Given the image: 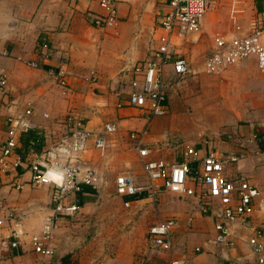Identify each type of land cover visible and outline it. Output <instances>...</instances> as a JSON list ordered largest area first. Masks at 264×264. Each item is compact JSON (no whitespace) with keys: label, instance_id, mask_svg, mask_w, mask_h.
<instances>
[{"label":"crops","instance_id":"crops-1","mask_svg":"<svg viewBox=\"0 0 264 264\" xmlns=\"http://www.w3.org/2000/svg\"><path fill=\"white\" fill-rule=\"evenodd\" d=\"M165 1L117 0L113 28L95 24L102 15L99 0L0 3V71L7 78L5 92L0 95V142L6 138V118L23 117L28 129L38 131L43 142L36 152L18 144L17 153L24 161L40 163L47 151L68 142V114L81 119L94 137L104 136L105 123L117 126L116 133L105 136L107 147L102 154L92 137L83 151L60 157L80 171H92L97 183L67 200L66 204L74 203L78 209L70 215L59 214L48 242L50 256L33 252L30 238L41 233L54 213L52 186H32L25 166L17 168L19 181L13 175L0 177V219H6L0 226V264H164L169 258H181L185 264H225L233 259L255 264L245 243H239L234 251L214 243L212 220L201 214L199 207L193 214L200 223L194 233L184 234L190 232L184 228L190 216L170 217L181 224L173 234L172 250L151 248L148 227L140 223L128 226L138 213L143 215L149 209L145 203L151 201L146 195L116 193L115 178L122 172L131 171L137 183L145 182L142 159L129 139L131 132L143 129L148 159L178 162L187 145L204 155L206 141L220 152H244L245 157L230 165L226 174L243 175L259 188L264 186V76L254 58L221 75L206 71L215 37H243L257 24H264V0H208L209 8L200 20L201 32L187 35L178 47L191 73L176 80L169 66L165 70L168 107L169 91L176 86L184 92V103L197 102L196 118L182 114L188 125L181 118V127L172 128L171 121L173 131L164 128L175 114L172 107L167 119L162 116L148 121L140 110L128 105L126 95L132 67L148 58L158 43L157 16ZM26 62H34L37 68ZM57 71L65 76V88L55 82L53 73ZM28 107L31 114L24 117ZM18 182L21 189L14 188ZM111 206H121L123 211ZM9 215L20 218L16 227ZM118 221L122 225H114ZM193 222L191 229L195 228ZM12 230L17 239L6 237ZM13 241L17 242L14 247Z\"/></svg>","mask_w":264,"mask_h":264},{"label":"built area","instance_id":"built-area-1","mask_svg":"<svg viewBox=\"0 0 264 264\" xmlns=\"http://www.w3.org/2000/svg\"><path fill=\"white\" fill-rule=\"evenodd\" d=\"M88 1V0H73ZM117 0H99L102 11L95 24L113 28L117 24ZM209 8L208 0H166L163 11L157 16L161 30L158 43L149 52V57L137 62L131 69L132 78L127 85V103L141 111L144 118L150 121L154 117L166 116L167 105L166 67H170L173 77L181 80L190 73V66L179 52V44L189 34L201 32L200 20ZM214 47L206 63L209 74L221 75L237 63L254 58L258 71L264 76V24L257 26L246 36L213 40ZM5 55V54H3ZM30 68H37L34 62L25 63ZM58 86L66 87L63 73H53ZM6 75L0 71V95L5 92ZM31 114L28 107L23 116ZM6 138L0 142V177L13 175L19 181L17 168L25 166L29 171V183L32 186L50 184L52 186L53 215L48 217L39 235L30 238L33 252L41 256H50L52 251L48 242L56 227L60 215H70L77 211L74 203L67 200L81 191V186L94 187L97 178L90 170L80 171L60 161V157L71 155L85 149L93 133L88 130L81 119L68 114L65 125L68 128L69 140L53 151L45 153L42 162H27L17 153L18 136L28 130L23 117H8ZM117 131L114 123L103 124V135L94 137V145L101 154L107 147L105 136ZM146 130L131 132L129 139L134 142V149L141 160V171L145 182L139 184L131 171L120 173L115 178L116 193L119 196L146 198L156 203L161 192H167L178 198H191L199 205L204 216L212 220L214 243L228 251L237 249L239 243H245L255 264H264V186L259 188L243 175L230 177L226 170L230 165L245 157L244 152H220L209 147L202 155L194 146H184L181 160L165 162L148 159L150 151L144 147L143 139ZM31 145L33 143H30ZM18 182L14 188L21 189ZM129 205L128 202L125 203ZM16 227L20 221L17 215L8 216ZM5 218L0 219V226ZM192 217H188L185 229L192 227ZM181 227L179 220L168 218L148 226L146 237L151 248L170 252L173 248V234ZM7 238H16L12 230ZM16 241L11 246H16ZM164 264H185L181 258H169ZM225 264H241L240 259L227 261Z\"/></svg>","mask_w":264,"mask_h":264},{"label":"rangeland","instance_id":"rangeland-1","mask_svg":"<svg viewBox=\"0 0 264 264\" xmlns=\"http://www.w3.org/2000/svg\"><path fill=\"white\" fill-rule=\"evenodd\" d=\"M2 2H4V0H0V3ZM176 88L177 86L175 88L173 87L172 89H176ZM172 89L169 91V95H171V97L169 98L171 104L169 106L168 113H170V107H172L171 109L175 111V114L173 115L172 113L173 116L172 119L170 115H167L168 117H170V119L166 121V124L164 125L165 130L167 129L171 130V124H170L171 121H172V128H176V127L180 128L181 127L180 125L183 123L182 121L179 123L181 118H183L185 123L188 125V121L183 117L182 114H184L185 116H190L192 118H196L195 114H198L196 113V109H195L197 106V102L196 103L193 102L192 99L190 103L189 101L187 103H184V99H183L184 92H182L178 88L176 92L172 91ZM175 109H179V111ZM164 118H166V116H164ZM174 130L177 131V129ZM145 204L149 206V209L146 208V212L143 215L138 213L137 216L139 217L134 218V220L131 223H128V226H135L136 224L140 223V225L143 226L145 225V227L147 228L148 225H150L151 223L157 222L161 219H167L174 216H179L182 219H185L186 216H190L193 217L192 220L194 221L193 224H195V228L191 229L192 228L191 227L190 230H188L190 232H185L184 234L185 235L192 234L194 233V230L196 231V229L199 228L200 223H198L196 218L194 220V215H193L194 213L197 214L199 212L198 206L195 205L194 200L191 198H178L167 192L164 193L161 192L159 199L156 203L149 202V204L148 203ZM110 208L112 210H118L119 213L123 211L121 210L122 209L121 206H111ZM113 221L117 222L116 220ZM114 225H122V224H120V222L118 221V223ZM244 259L245 257L241 258V260ZM223 260H225V258Z\"/></svg>","mask_w":264,"mask_h":264},{"label":"trees","instance_id":"trees-1","mask_svg":"<svg viewBox=\"0 0 264 264\" xmlns=\"http://www.w3.org/2000/svg\"><path fill=\"white\" fill-rule=\"evenodd\" d=\"M42 142H43V139H42L41 134L38 131L33 130V129H28L25 132H21L18 136V144H20L22 149L26 151L29 149L35 152L38 151L40 146L42 145ZM30 143H33V144L31 145ZM261 147H264V145H261ZM86 190H88L87 186L83 185L81 186V191L77 194H80Z\"/></svg>","mask_w":264,"mask_h":264}]
</instances>
